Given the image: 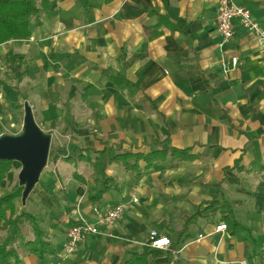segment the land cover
Masks as SVG:
<instances>
[{"label": "crops", "instance_id": "crops-1", "mask_svg": "<svg viewBox=\"0 0 264 264\" xmlns=\"http://www.w3.org/2000/svg\"><path fill=\"white\" fill-rule=\"evenodd\" d=\"M84 1L54 0L29 39L0 46V138L23 133L29 106L51 148L63 150L25 207L55 254L40 261L20 251L21 264H125L154 250L152 231L173 245L149 264L259 263L264 47L239 20L223 43L218 0ZM234 2L264 28V0ZM172 148L198 158L168 155L132 168L134 158L122 157ZM64 163L76 171L61 174ZM213 200L230 202L246 230L216 232L229 213L207 210ZM119 203L127 205L123 218L67 255L78 215L94 223Z\"/></svg>", "mask_w": 264, "mask_h": 264}, {"label": "trees", "instance_id": "trees-1", "mask_svg": "<svg viewBox=\"0 0 264 264\" xmlns=\"http://www.w3.org/2000/svg\"><path fill=\"white\" fill-rule=\"evenodd\" d=\"M53 1L0 0V46L11 41L29 39L31 37L32 23L36 22L40 25L43 15L51 9ZM83 3L86 4L85 7H88V0ZM62 152L61 148H51L48 159L52 158L53 161H56ZM168 155L171 156L173 161H195L198 158L196 154L192 153L191 149L176 148H172L170 151H157L147 155L129 152L122 154V157L124 156L126 159L134 158V163L129 164L126 162L127 166L134 168L140 160L147 162L150 167L155 161L164 160ZM14 163L15 161L0 160V189L7 176L13 170ZM17 199L18 197L14 193L0 197V230L6 231V238L0 242V264H21L20 251L35 255L40 261H44L47 257L55 254L50 235L42 229L36 215L31 214L25 209L17 212L15 206ZM217 206L226 209L229 213L224 220L227 228L235 231L233 232L234 234L246 230L231 215L232 205L227 200L222 202L213 200L208 203L206 209H213ZM203 213L204 210H199L191 217L190 222ZM24 226L31 228L33 234L31 238L25 236ZM161 254L162 250H152L151 253L145 256L133 257L132 260H129L125 264H149L150 258L158 257Z\"/></svg>", "mask_w": 264, "mask_h": 264}, {"label": "built area", "instance_id": "built-area-1", "mask_svg": "<svg viewBox=\"0 0 264 264\" xmlns=\"http://www.w3.org/2000/svg\"><path fill=\"white\" fill-rule=\"evenodd\" d=\"M251 33L258 43L264 47V28L255 20L252 11L246 7L237 5L234 0H218V12L216 17V28L223 43L229 42L236 33V21ZM238 59L232 60L233 67L237 66ZM224 71L228 72L226 66ZM137 202V200H134ZM127 205L119 203L111 208L106 214L97 218L91 223L82 215H78L74 224L67 231L66 253L74 254L81 244H84L90 237L104 235L103 230L113 226L123 218ZM227 225L222 223L216 228V232H226ZM172 246L169 236L160 235L157 231H152L149 237V247L154 250L165 251ZM234 264H248L246 261H239ZM257 264H264L263 259Z\"/></svg>", "mask_w": 264, "mask_h": 264}, {"label": "water", "instance_id": "water-1", "mask_svg": "<svg viewBox=\"0 0 264 264\" xmlns=\"http://www.w3.org/2000/svg\"><path fill=\"white\" fill-rule=\"evenodd\" d=\"M50 147L51 135L39 128L29 106H26L23 133L20 136L7 135L0 138V160L20 162L23 166L19 179L21 184L25 185L24 201L46 168Z\"/></svg>", "mask_w": 264, "mask_h": 264}, {"label": "rangeland", "instance_id": "rangeland-1", "mask_svg": "<svg viewBox=\"0 0 264 264\" xmlns=\"http://www.w3.org/2000/svg\"><path fill=\"white\" fill-rule=\"evenodd\" d=\"M51 143H52V141H51ZM51 165H52V161L49 162V159H48L46 168L43 170L41 175H44L45 172L49 170V166H51ZM22 169H23L22 164L20 162L15 161L13 170L7 176L6 180L3 182L2 187L0 189V197L5 196L9 193H14L17 195L18 199L15 203L17 212H20L22 209H25V207L27 209V203H28V199L25 201L23 200V192L25 190V185H22L20 182V179H19V175H20ZM76 169H77V167L74 164H69V163H64L63 165H61L58 168V170L61 174L63 172H68V171H72V170L76 171ZM31 193H30V195H31ZM28 209H29V206H28ZM23 229H24V234L27 238L33 236L31 228L29 226H24Z\"/></svg>", "mask_w": 264, "mask_h": 264}]
</instances>
